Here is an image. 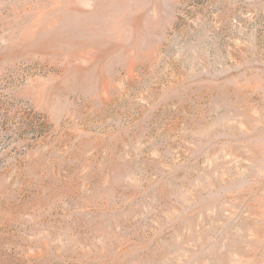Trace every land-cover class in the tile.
Here are the masks:
<instances>
[{
  "label": "rangeland",
  "instance_id": "obj_1",
  "mask_svg": "<svg viewBox=\"0 0 264 264\" xmlns=\"http://www.w3.org/2000/svg\"><path fill=\"white\" fill-rule=\"evenodd\" d=\"M0 264H264V0H0Z\"/></svg>",
  "mask_w": 264,
  "mask_h": 264
}]
</instances>
